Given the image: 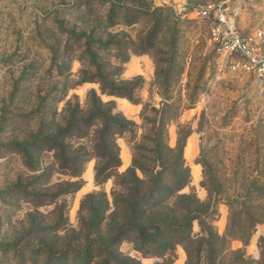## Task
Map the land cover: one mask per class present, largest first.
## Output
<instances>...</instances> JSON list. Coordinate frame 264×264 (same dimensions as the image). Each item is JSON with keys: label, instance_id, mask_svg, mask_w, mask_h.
Returning a JSON list of instances; mask_svg holds the SVG:
<instances>
[{"label": "rangeland", "instance_id": "374dc122", "mask_svg": "<svg viewBox=\"0 0 264 264\" xmlns=\"http://www.w3.org/2000/svg\"><path fill=\"white\" fill-rule=\"evenodd\" d=\"M216 2H225L242 36L264 33V0H0V264H80L82 221L98 199L84 198L103 195L106 215L113 211L117 173L126 170L117 168L99 185L93 177L86 191L87 169L95 175L97 163L92 153L77 178L49 145L30 146L31 136L43 137L46 127H63L76 104L87 111L91 91L137 124L134 135L117 138L131 162L133 144L142 145L147 132L143 109L166 101L173 118L168 144L175 146L180 126L194 138L193 149L183 151L190 182L180 193L217 203L216 263L264 264V80L244 67V58H226L209 43L210 21L193 10ZM136 59L148 72L127 76ZM133 79L140 82L131 99L101 91L102 84L126 86ZM121 101L138 114L124 112ZM90 140L65 143L73 151L89 149ZM199 232L195 221L193 233ZM127 236L119 252L140 264H180L181 254L186 263L180 245L164 259L143 256L134 234Z\"/></svg>", "mask_w": 264, "mask_h": 264}, {"label": "trees", "instance_id": "16d2710c", "mask_svg": "<svg viewBox=\"0 0 264 264\" xmlns=\"http://www.w3.org/2000/svg\"><path fill=\"white\" fill-rule=\"evenodd\" d=\"M139 82L140 79H133L125 81L123 84L126 86L119 87L102 84L101 91L131 99V91L139 87ZM162 87L166 90L168 85L163 84ZM90 96L92 101L87 105V111L81 110L76 104L70 118L63 120V127H46L41 132L43 137L31 136L30 146L49 145L57 151L62 163L71 164L69 175L77 178L82 173L81 167L91 157L89 153H92L97 159L94 180L99 185L120 166L117 138L125 133L134 135L138 126L114 112L113 101L103 102L94 91H91ZM165 105L166 101L160 109L154 106L143 109L141 128L147 132L142 136V145L132 146L130 167L123 173H117L119 180L115 185L119 191L112 193L113 211L106 215L109 203L103 195L89 194L84 198L85 202L98 199L92 202L94 204L88 219L82 221L86 235L84 243L75 251L80 264H93L95 260L96 264H140L136 259L125 257L119 252V246L129 234H134L138 242L136 250L143 256L164 259L172 256L175 247L180 245L186 251L185 264H217L212 247L222 238L211 231L217 203L210 205V202L197 199L194 193H180L190 182L189 168L183 157L190 131L184 132V127L180 126L175 146L168 144V126L173 118L168 116L170 107ZM91 128H95L93 135L87 131ZM90 136L89 149L79 145L76 150L70 151V143H65L71 139H88ZM146 143L148 147L144 146ZM68 155L72 159H68ZM138 171L141 176L137 174ZM78 183L79 180L73 184ZM195 221L200 228L198 234L193 233ZM102 227L105 229L104 239L100 236ZM204 232L207 234L206 239L201 237ZM202 253L209 254L202 257Z\"/></svg>", "mask_w": 264, "mask_h": 264}, {"label": "built area", "instance_id": "2783aa9c", "mask_svg": "<svg viewBox=\"0 0 264 264\" xmlns=\"http://www.w3.org/2000/svg\"><path fill=\"white\" fill-rule=\"evenodd\" d=\"M196 17L209 20V43L224 57L233 55L245 59V66L259 79L264 80V33L260 30L242 36L228 15L225 2L210 3L193 10ZM237 66L230 64L229 69L236 71Z\"/></svg>", "mask_w": 264, "mask_h": 264}, {"label": "crops", "instance_id": "0c3cea01", "mask_svg": "<svg viewBox=\"0 0 264 264\" xmlns=\"http://www.w3.org/2000/svg\"><path fill=\"white\" fill-rule=\"evenodd\" d=\"M148 72V70H146L145 64L141 63V60H132L126 68V74L127 76H132L135 74H140V73H145ZM121 107L123 109L124 112H126L127 114H131V115H137L139 112V108L135 107L127 102L121 101ZM194 146V138L192 137V135H189V137L186 140V144H185V148L184 151L187 154V150H189L191 147L193 149ZM120 151H121V155H120V166L118 167L119 171L123 172L126 169H128L131 165V158H130V154L128 151V148L126 146L124 147H120ZM193 178H197L199 175V169L197 167H195L193 170ZM87 172L89 173V176L86 177L87 179V187H85L86 191L90 189L91 185H92V179L94 177L93 174V170H92V166H89V168L87 169ZM185 258L184 256H182V254L179 257V261L180 264H183Z\"/></svg>", "mask_w": 264, "mask_h": 264}]
</instances>
